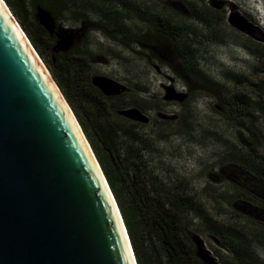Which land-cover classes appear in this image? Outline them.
Returning <instances> with one entry per match:
<instances>
[{
    "label": "rangeland",
    "instance_id": "374dc122",
    "mask_svg": "<svg viewBox=\"0 0 264 264\" xmlns=\"http://www.w3.org/2000/svg\"><path fill=\"white\" fill-rule=\"evenodd\" d=\"M257 1L45 0L38 10L26 7V24L35 36L38 11L52 22V34L45 31L44 48L53 49L60 41L65 52L52 54L78 60L75 91L88 103L79 110L74 103L75 109L118 132L115 145L100 150L103 162L116 165L120 178L141 175L152 194L191 200L184 222L219 264H242L229 241L236 248L239 244L248 248L253 264H264V186L240 163L251 161L264 170V94L256 87L264 81V0ZM119 13L124 16L120 22L130 30L125 36L115 26ZM259 18L263 28L257 24ZM162 21L184 30L173 29V39L158 34L165 45L153 43L152 49L129 40L133 33L140 37ZM124 38L127 45L121 42ZM84 45L89 56L78 58L73 51ZM188 49L198 70L218 88L197 81L193 84L197 93L187 96L165 62L182 69L186 65L182 53ZM142 241L148 262L164 264L163 253L147 250L145 236Z\"/></svg>",
    "mask_w": 264,
    "mask_h": 264
},
{
    "label": "water",
    "instance_id": "95a60500",
    "mask_svg": "<svg viewBox=\"0 0 264 264\" xmlns=\"http://www.w3.org/2000/svg\"><path fill=\"white\" fill-rule=\"evenodd\" d=\"M5 9L0 7V264H137L80 124ZM37 17L51 35L47 14L38 11ZM58 50L65 52L60 41L52 49ZM191 240L202 263L219 264L199 236Z\"/></svg>",
    "mask_w": 264,
    "mask_h": 264
},
{
    "label": "trees",
    "instance_id": "16d2710c",
    "mask_svg": "<svg viewBox=\"0 0 264 264\" xmlns=\"http://www.w3.org/2000/svg\"><path fill=\"white\" fill-rule=\"evenodd\" d=\"M6 4L10 7L11 11L15 14L17 21L22 27L23 31L28 36V39L31 41L32 45L40 55V57L45 61L48 68L50 69L58 87L63 92L70 106L73 108L74 113L78 119L83 133L85 134L87 140L90 143L91 149L94 155L97 156L100 161L101 167L105 174V178L108 182V185L114 195L119 211L122 215L128 237L130 239L131 247L134 252L137 264H153L150 261V256L146 254V251L143 247V237L145 236L148 242L147 250L152 252L161 251L162 260L164 264H204L195 256V245L191 240L193 235L189 229L188 225L184 222L183 215L188 216V211L191 210L190 202L191 200H185L183 198H170L168 195L161 196V194H152L150 190L147 189V184L142 179L140 175L134 174V176L129 179L120 178L119 172L120 169L115 165V167H108L107 163L101 159L100 150H110V148L115 145L117 141V130L107 129L100 125L99 123H93L88 117L87 113L78 112V107H83L88 103L87 99L77 94L76 89V63L77 59H69V55L65 54H52V47L48 46L44 48L42 44L47 43L48 35L45 33L43 27L38 24H35L36 29L39 30L38 36H35L30 29L27 27V10L29 5L35 7L36 10L39 9L42 1L45 0H5ZM52 3V2H51ZM50 2L47 3L51 10H54V5ZM52 5V7H51ZM36 15V12H34ZM123 15L119 13L116 15L115 26L119 28V33L125 36L130 30L122 24L120 21L123 20ZM55 19V18H53ZM96 24V23H94ZM97 26V25H92ZM169 22L162 21V23L155 22L149 30H145L140 33V37L134 35L129 38V40L140 44L143 47L152 49L155 44H162L161 41L164 39L158 40V34L165 35L166 37H172L174 35L173 29L178 31L184 30V27H172ZM178 28V29H177ZM92 29H90L91 31ZM141 31V30H140ZM112 38H115L113 31H107ZM50 36V35H49ZM126 38V37H125ZM121 39V42L124 45H127V41ZM142 38L143 40H140ZM162 45H165L162 44ZM87 45L83 46L80 49H75L74 54L81 58V56L88 57L89 53L86 50ZM164 51L167 48H161ZM167 51V50H166ZM71 52V51H70ZM191 50L188 49V53L183 52L182 57L185 59L186 65L182 69L178 66H174L170 63L165 62L176 78L181 81L185 87V93L193 95L197 91L193 88V84L197 81L204 84L216 83L209 79L206 73H202L198 70L197 66L193 63V54ZM154 57H157L155 54H152ZM181 55V54H180ZM67 56V58H66ZM163 62V61H162ZM236 80V79H235ZM207 85V84H206ZM257 89L264 94V81H261L260 84L256 85ZM218 88V87H217ZM79 95L80 97L73 98V95ZM250 104V100H247ZM76 108L75 109V105ZM258 105L260 103H257ZM249 137L254 138L252 135ZM95 156V157H96ZM243 165V171L252 177L259 185L264 186V170H259L258 166L254 165L253 162L240 161ZM223 182L221 179L219 182ZM221 182V183H222ZM156 188L153 187L155 192ZM159 246L154 244V241ZM145 241V240H144ZM146 244V243H145ZM229 246L232 248V251L237 257L242 258V264H253L252 254L249 249H244L242 244L235 247L232 241H229ZM160 259V258H159ZM161 262V260H160ZM230 264V263H228Z\"/></svg>",
    "mask_w": 264,
    "mask_h": 264
},
{
    "label": "bare ground",
    "instance_id": "6f19581e",
    "mask_svg": "<svg viewBox=\"0 0 264 264\" xmlns=\"http://www.w3.org/2000/svg\"><path fill=\"white\" fill-rule=\"evenodd\" d=\"M3 5H5V3H4V1L3 0H0V7H2ZM6 10V11H5ZM4 11H5V13L7 12L8 13V10L7 9H5ZM6 13V16L7 17H9L8 16V14ZM17 29H18V31L22 34V36H23V38H24V40H25V35L23 34V32H22V30L19 28V26L17 27ZM25 41H27V40H25ZM29 47H31L30 45H28ZM31 49V48H30ZM31 51H32V53L33 54H35V56H37L36 55V53H35V51L33 50V49H31ZM38 58V57H37ZM38 60H39V58H38ZM40 61V60H39ZM40 64H42V62H40ZM68 111H69V113L71 114V109H68ZM87 142V141H86ZM88 144V143H87ZM89 146V145H88ZM100 169V168H99ZM118 210H119V208H118ZM120 213V212H119ZM126 237H128L127 236V233H126ZM129 241V240H128ZM131 251H132V247H131ZM132 255H133V251H132ZM135 261V260H134Z\"/></svg>",
    "mask_w": 264,
    "mask_h": 264
},
{
    "label": "clouds",
    "instance_id": "9594fccd",
    "mask_svg": "<svg viewBox=\"0 0 264 264\" xmlns=\"http://www.w3.org/2000/svg\"><path fill=\"white\" fill-rule=\"evenodd\" d=\"M257 1V0H256ZM257 3H259L258 1H257ZM260 20H258L257 21V24H258V26L259 27H262L263 26V23H261L263 20L261 19V18H259ZM263 28V27H262ZM181 84L183 85V83L181 82ZM184 86V85H183Z\"/></svg>",
    "mask_w": 264,
    "mask_h": 264
}]
</instances>
